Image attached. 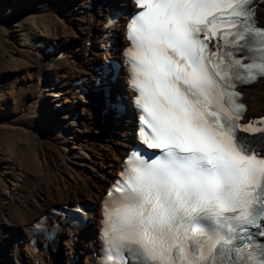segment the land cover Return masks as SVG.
<instances>
[{"label": "snow or ice", "instance_id": "6c2138e0", "mask_svg": "<svg viewBox=\"0 0 264 264\" xmlns=\"http://www.w3.org/2000/svg\"><path fill=\"white\" fill-rule=\"evenodd\" d=\"M134 5L126 55L137 131L161 154L127 161L108 193L103 237L135 246L136 264H264V245L242 235L264 220V120L239 123L236 91L264 76L253 0ZM32 227L48 231L46 219Z\"/></svg>", "mask_w": 264, "mask_h": 264}, {"label": "bare ground", "instance_id": "6f19581e", "mask_svg": "<svg viewBox=\"0 0 264 264\" xmlns=\"http://www.w3.org/2000/svg\"><path fill=\"white\" fill-rule=\"evenodd\" d=\"M1 1L0 16L14 18V25L22 29L26 26L31 45L26 56L12 59L14 66L22 68L14 75L7 72L9 82L0 73V86L10 93L0 103V129L8 144L0 150V185L5 180L10 184L5 189L1 185L4 190H0V264H97L99 202L134 142L136 112L129 105L131 92L122 77L116 78L121 98L128 103L126 114L115 127L109 122L101 126L96 105L93 109L85 106L83 95L69 82L77 77L75 73L93 77L94 64L109 53L103 49L91 51L86 59L80 57L78 38L88 40V32L98 27L87 19L82 3L88 0ZM92 3L91 12L101 18L112 6L123 9L108 28V35L122 41L128 12L134 9L132 2ZM259 7L264 20V0ZM48 44L59 49L66 45V56L56 58L55 53L43 52ZM112 53L117 55L119 46ZM245 99L251 110L264 108V78L248 88ZM19 101L26 111L17 106ZM41 113L43 128V124L31 123ZM67 144L78 152H71ZM74 203L86 207L84 222H66L36 250L24 240L28 226L40 215ZM58 249L62 258L56 256Z\"/></svg>", "mask_w": 264, "mask_h": 264}, {"label": "rangeland", "instance_id": "374dc122", "mask_svg": "<svg viewBox=\"0 0 264 264\" xmlns=\"http://www.w3.org/2000/svg\"><path fill=\"white\" fill-rule=\"evenodd\" d=\"M0 4H2L1 0H0ZM82 5L85 6V3L83 2ZM1 9L2 8L0 6V11H1ZM14 23H15L14 18L0 16V73H5V76L2 79H3V81H7V82H9V80L11 79V78L6 79L7 72L14 75V73L19 72L22 68L21 66H18V67L14 66L12 59H17V58H21L22 56H26L25 53L29 52V50H30L29 47L31 45L30 44V38L28 37V34H27L26 26L23 27V29H22L16 25H14ZM92 37H93V35L91 36V38ZM26 38H28V40ZM80 38H78L77 43L80 42L78 44L81 45L82 40ZM84 42L82 41L83 44H84ZM51 45L54 46V44H51ZM23 49H24V51H22ZM27 49H29V50H27ZM60 49H63V48L61 47ZM30 67H32L31 64L28 66V68H30ZM42 73L40 74V76H42ZM52 76L53 75H51V77ZM74 76H77V73H75ZM71 81H69V82L71 83ZM8 91L9 90L7 89L6 86H3V87L0 86V103H1V101H3L4 99H6L10 96V93ZM12 91L15 92L16 88H13ZM50 104L53 108L54 101H51ZM17 106L20 109L26 111V105H24V103H22V101H19ZM261 111H264V108H262ZM26 115H28V113H26ZM41 117L42 118L44 117L42 115V113H41V115H39V118H40L39 120L31 122V123L36 124V125L43 124L42 123L43 119L41 120ZM45 125L46 124L44 123L42 128L45 127ZM52 128L54 129V127H52ZM5 139H6V137H5L4 131L2 129H0V150H1V148L3 150H5V148L8 147V144L6 143ZM67 145H69V144H67ZM69 147L71 149V152H74V151L78 152V150L76 148H72L70 145H69ZM84 150L87 151L86 145H85ZM51 174L52 173H49V175H51ZM29 176H31V175H29ZM29 178H31V177H28V179ZM13 182H15V181H13ZM5 184H7V186H10L9 182L5 180L4 184L1 183L2 186L4 185V187H3L4 189H5ZM1 185H0V190L2 192V190H4V189L1 187ZM56 256H57V258H60L62 256L60 249L56 250ZM1 262H2V259H0V263Z\"/></svg>", "mask_w": 264, "mask_h": 264}]
</instances>
